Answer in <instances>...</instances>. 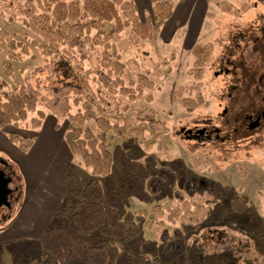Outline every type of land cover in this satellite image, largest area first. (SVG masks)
I'll use <instances>...</instances> for the list:
<instances>
[{
    "label": "rangeland",
    "instance_id": "obj_1",
    "mask_svg": "<svg viewBox=\"0 0 264 264\" xmlns=\"http://www.w3.org/2000/svg\"><path fill=\"white\" fill-rule=\"evenodd\" d=\"M174 1L177 15L165 20L152 39L138 41L128 26L109 39L105 34L103 44L94 47L88 43L79 49L65 42L60 50L68 63L52 72L49 64L55 59L43 52V36L26 25L27 0H0V29L5 32L0 39V80L6 83L0 97L30 85L44 99L37 109L46 113L40 126L33 122L38 117L34 111L0 128V157L13 165L22 184L12 207L0 210V250L6 264H42L40 238L60 223L80 237L87 235L70 215L57 213L73 203L64 182L68 165L75 164L83 185L91 176V168L65 139L69 114L82 107L77 97L93 98L98 110L111 116L119 111L132 128L128 136L135 138L144 156L152 154L157 165L172 174L173 179L157 175L158 187H146L145 194L132 197L130 209L143 216L144 238L156 242L138 250L121 244L118 259L123 264H195L194 245H203L210 254L227 250L264 264L252 237L233 230L237 225L250 227L245 215L208 214L209 207L227 198L218 184L229 186L247 196L264 228V118L254 128L246 121L249 112L254 117L264 112V0ZM135 2L142 20L153 15L151 0ZM35 3L42 12L43 2ZM111 25L106 23V33ZM198 44L212 45L201 71L193 52ZM105 50L120 55L126 84H136L143 76L145 83L135 98L119 90L109 92L94 71L89 82L83 81V72L94 70ZM5 63L12 67L9 74ZM72 88L85 93L63 94ZM88 124L96 130L95 123ZM206 128L212 129L210 138L200 132ZM11 133L36 141L26 152L11 141ZM194 133L197 136H191ZM121 140L112 135V142ZM199 177L207 180L211 191L199 192ZM28 203L39 206H24ZM219 231L224 232L220 237ZM236 264L245 261L238 258Z\"/></svg>",
    "mask_w": 264,
    "mask_h": 264
},
{
    "label": "trees",
    "instance_id": "obj_2",
    "mask_svg": "<svg viewBox=\"0 0 264 264\" xmlns=\"http://www.w3.org/2000/svg\"><path fill=\"white\" fill-rule=\"evenodd\" d=\"M41 1L43 10L38 12L35 0H27L26 25L43 36V52L47 56L53 55L55 59L51 61L53 65L49 64L52 72H56L59 65L68 63L60 50L63 43L70 42L79 49H84L88 43L94 47L103 44L105 39L128 26L132 27L133 35L138 41L149 40L160 31L163 22L173 15L175 7L174 0H151L154 13L142 20L135 0ZM107 22L112 23L108 33L105 31ZM4 34L0 29V39L4 38ZM105 34L107 36L104 39ZM211 48V44H198L194 48L196 69L199 71L208 60ZM103 53L99 65L94 70L83 72V81L89 82L90 73L94 71L109 92L115 93L119 90L135 98L145 83L140 79L143 76H140L136 84L134 80H131L129 85L126 84L122 74L125 64L120 55L107 50ZM11 69V65L5 63L8 74ZM5 85L6 83L0 80V89ZM70 92L77 95L85 93L82 89L72 88L63 94ZM99 99L104 100L103 96ZM41 100H44L41 94L30 85L16 87V92L7 95L5 99L0 97V128L18 123L26 119L29 112L34 111H37L38 117L33 118V122L40 126L46 116L45 111L37 109ZM81 101V109L69 114L71 124L65 139L71 151L79 155L84 164L91 168V176L83 185L75 164L68 165L64 182L73 203L59 207L57 213L62 216L70 215L79 229L87 235L78 236L65 223H60L56 228H47L40 238L45 251L42 264H73L79 260L89 264H123V261L118 259L122 253L121 244L136 245L135 249L138 250L146 247V243L155 245L156 242L151 239L147 242L144 238L143 216L130 209L132 197L145 194L146 187H158L157 175L164 173L168 179H173L172 174L159 167L152 154L144 156L135 138L128 136L132 128L127 125L119 111L111 116L99 111L100 106L93 98H75L76 104ZM90 121L95 123L96 130L88 124ZM112 135L122 140L112 142ZM10 139L26 152L36 141L35 137L27 138L16 133H11ZM0 168L13 178L10 198L12 202L13 197L18 199L21 196V178L13 165L1 157ZM195 179V184L202 182L197 185L199 192L211 191L205 178ZM218 186L221 188V194L227 192V198L223 196L222 201L214 208L209 207L208 214L215 218L245 215L251 223L250 227L237 225L233 230L252 237L254 247L259 255L264 257V228L258 222L252 207L247 204V196L237 194L232 187L219 184ZM3 208L8 207H0V210ZM224 225L226 226L224 223L219 224ZM92 233H98L99 237L95 238ZM223 233L219 231V237ZM192 252L195 255V264H236L238 258L243 259L245 264H253L251 258L241 254L235 256L227 250L218 254L207 253L203 245H194ZM0 264H6L1 250Z\"/></svg>",
    "mask_w": 264,
    "mask_h": 264
},
{
    "label": "water",
    "instance_id": "obj_3",
    "mask_svg": "<svg viewBox=\"0 0 264 264\" xmlns=\"http://www.w3.org/2000/svg\"><path fill=\"white\" fill-rule=\"evenodd\" d=\"M260 122V117H258L251 125V128L257 126ZM13 178L11 175H7L6 171L0 168V207H8L12 206L11 203V195L12 188L10 184L12 183Z\"/></svg>",
    "mask_w": 264,
    "mask_h": 264
},
{
    "label": "flooded vegetation",
    "instance_id": "obj_4",
    "mask_svg": "<svg viewBox=\"0 0 264 264\" xmlns=\"http://www.w3.org/2000/svg\"><path fill=\"white\" fill-rule=\"evenodd\" d=\"M254 115V112H249L248 115H247V118H246V121L248 122L249 124V128L251 127L252 123L258 118L260 117V122H262L263 118H264V112H261V114H257L255 117L253 116ZM259 122V123H260ZM258 126V125H257ZM195 131V130H193ZM203 133V136H207V138H210L211 135H212V129H204L202 131H200ZM191 136H197L196 133H194L193 135Z\"/></svg>",
    "mask_w": 264,
    "mask_h": 264
},
{
    "label": "crops",
    "instance_id": "obj_5",
    "mask_svg": "<svg viewBox=\"0 0 264 264\" xmlns=\"http://www.w3.org/2000/svg\"><path fill=\"white\" fill-rule=\"evenodd\" d=\"M174 3H175V1H174ZM205 3H206V1H205ZM137 6H138V4H137ZM138 9H139V6H138ZM177 12H178V8H177V6L175 5V7H174V11H173V15H172L169 19H166L165 22L169 21L171 18H173L175 15H177ZM163 24L165 25V23H163ZM163 24H162L160 30H162ZM54 200H55V198H54ZM49 204H51V202H50ZM24 206H39V205H32V204H29V203H28V204H25ZM43 206H47V205H43ZM48 206H49V205H48Z\"/></svg>",
    "mask_w": 264,
    "mask_h": 264
}]
</instances>
